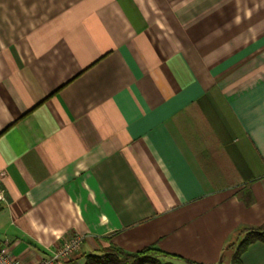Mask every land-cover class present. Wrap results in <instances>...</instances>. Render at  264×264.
Masks as SVG:
<instances>
[{"label": "crops", "instance_id": "0c3cea01", "mask_svg": "<svg viewBox=\"0 0 264 264\" xmlns=\"http://www.w3.org/2000/svg\"><path fill=\"white\" fill-rule=\"evenodd\" d=\"M0 178L24 264L219 263L264 223V0H0Z\"/></svg>", "mask_w": 264, "mask_h": 264}, {"label": "trees", "instance_id": "16d2710c", "mask_svg": "<svg viewBox=\"0 0 264 264\" xmlns=\"http://www.w3.org/2000/svg\"><path fill=\"white\" fill-rule=\"evenodd\" d=\"M257 241L264 242V223L255 228L242 230L238 239L229 243L222 253L217 264H244L243 253ZM176 256L160 249L156 244L147 245L137 251H127L124 248L111 244L98 253L87 254L85 264H175ZM192 264H205L191 262Z\"/></svg>", "mask_w": 264, "mask_h": 264}, {"label": "built area", "instance_id": "2783aa9c", "mask_svg": "<svg viewBox=\"0 0 264 264\" xmlns=\"http://www.w3.org/2000/svg\"><path fill=\"white\" fill-rule=\"evenodd\" d=\"M6 199V189L1 184L0 178V201H6ZM82 241L81 235L72 236L59 246L52 256L38 258L34 264H57L61 260L71 257L81 246ZM0 264H24L22 260L13 255L8 241L0 242Z\"/></svg>", "mask_w": 264, "mask_h": 264}]
</instances>
